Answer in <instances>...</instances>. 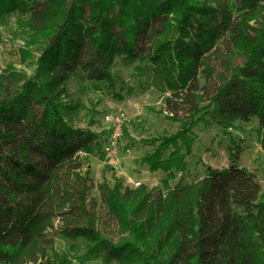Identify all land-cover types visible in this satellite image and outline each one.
Masks as SVG:
<instances>
[{
    "label": "trees",
    "instance_id": "obj_1",
    "mask_svg": "<svg viewBox=\"0 0 264 264\" xmlns=\"http://www.w3.org/2000/svg\"><path fill=\"white\" fill-rule=\"evenodd\" d=\"M261 3L241 0L234 22L220 0H0V16L19 14L29 38L22 60L30 49L40 53L33 77L0 76V264L46 258L59 218L63 237L82 240L87 257L107 264H264V195L256 176L235 163L183 182L200 124L214 122L228 137L235 123L257 119L264 151ZM154 23L160 30L152 33ZM225 40L232 53L222 59ZM86 49L94 56L87 78L110 90L117 58L139 64L140 77L152 66L153 82L170 94L161 113L179 125L151 140L154 152L141 160L168 177L163 189L124 190L107 180L99 186L118 241L100 231L91 169L84 170L99 136L71 127L64 115V84ZM230 152L238 162L242 151L233 137ZM52 260L41 264H70L57 254Z\"/></svg>",
    "mask_w": 264,
    "mask_h": 264
},
{
    "label": "rangeland",
    "instance_id": "obj_2",
    "mask_svg": "<svg viewBox=\"0 0 264 264\" xmlns=\"http://www.w3.org/2000/svg\"><path fill=\"white\" fill-rule=\"evenodd\" d=\"M220 1L226 4L232 20L239 22L241 0ZM263 6L264 3L259 6L260 21L264 17ZM88 17L87 14L84 21L87 22ZM18 20L17 13L0 16V76L10 71L26 73L28 77H33L36 74V63L40 53L30 49V57L26 61L22 60L21 52L26 50L29 38L20 28ZM251 24L254 27L258 26L255 22ZM150 30L152 33L158 32L159 24L154 23ZM144 48L147 50L150 48L148 39L144 42ZM231 53L225 40L220 46L219 55L224 59ZM93 57L91 50L86 49L75 63V73L64 84L66 90L63 98L66 107L64 115L71 127L91 130L99 136L96 154L88 157L84 170L91 169L94 184L91 199L95 202V212L100 219V231L118 241L119 228L103 203L99 186L107 180L112 186L116 181L120 182L124 190L138 189L133 185L135 182H141L142 186L139 188L148 191L163 189L168 177L160 172L152 173L147 165L141 164V160L154 152V148L150 145L151 140L160 137L163 133L175 134L179 125L168 121L167 113H161L166 107V98L170 94H162L153 82L152 66L143 77H140L136 72L139 64H130L124 58H117L112 68L116 85L114 90H110L107 82L92 81L87 78L88 73L84 68ZM235 62L241 64L242 60L235 56ZM211 64L212 67H217L216 60L212 59ZM206 82L205 76L201 75V86L206 85ZM107 115L115 119L120 118L123 122V134L116 156L109 149L112 128L105 121ZM206 119L211 121L210 116ZM259 129L260 124L257 119L249 123L237 122L231 130V136L227 137L214 122L210 126L198 125L194 129L193 154L187 158L188 172L183 177L184 184H195L205 178L210 170L230 168L238 163L237 165L247 168L256 176L264 195V151L258 136ZM232 137L242 151L238 162H235L234 155L230 152ZM173 184L175 182H172ZM63 226L61 218L55 221L53 229L49 231L53 243L45 247L46 258L29 264L53 261L55 254L70 264H107L102 256L87 257L86 244L82 240L74 241L63 237L60 233ZM109 264L118 263L113 261Z\"/></svg>",
    "mask_w": 264,
    "mask_h": 264
},
{
    "label": "built area",
    "instance_id": "obj_3",
    "mask_svg": "<svg viewBox=\"0 0 264 264\" xmlns=\"http://www.w3.org/2000/svg\"><path fill=\"white\" fill-rule=\"evenodd\" d=\"M105 121L112 128V132H111V136H110L109 149H110L111 153L116 156V154H118V151H117L118 145H119L120 139H121L122 134H123V131H122L123 122L121 121L120 118L115 119L111 115H107L105 117ZM133 185L135 188H139L142 186L141 182H135V183H133Z\"/></svg>",
    "mask_w": 264,
    "mask_h": 264
},
{
    "label": "water",
    "instance_id": "obj_4",
    "mask_svg": "<svg viewBox=\"0 0 264 264\" xmlns=\"http://www.w3.org/2000/svg\"><path fill=\"white\" fill-rule=\"evenodd\" d=\"M210 170V169H209Z\"/></svg>",
    "mask_w": 264,
    "mask_h": 264
}]
</instances>
